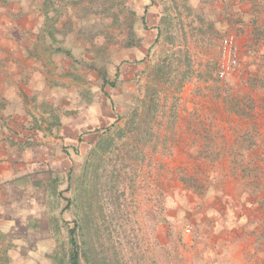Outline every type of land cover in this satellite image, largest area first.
<instances>
[{
  "label": "rangeland",
  "instance_id": "rangeland-1",
  "mask_svg": "<svg viewBox=\"0 0 264 264\" xmlns=\"http://www.w3.org/2000/svg\"><path fill=\"white\" fill-rule=\"evenodd\" d=\"M0 43V264L71 229L80 264H264V0H0Z\"/></svg>",
  "mask_w": 264,
  "mask_h": 264
},
{
  "label": "built area",
  "instance_id": "built-area-1",
  "mask_svg": "<svg viewBox=\"0 0 264 264\" xmlns=\"http://www.w3.org/2000/svg\"><path fill=\"white\" fill-rule=\"evenodd\" d=\"M221 62L217 72L220 79L227 76L229 71L236 65V47L234 45V37L226 36L220 43Z\"/></svg>",
  "mask_w": 264,
  "mask_h": 264
},
{
  "label": "trees",
  "instance_id": "trees-1",
  "mask_svg": "<svg viewBox=\"0 0 264 264\" xmlns=\"http://www.w3.org/2000/svg\"><path fill=\"white\" fill-rule=\"evenodd\" d=\"M46 13L47 12L45 11V14ZM46 16H47V14H46ZM104 83H106V81H104ZM259 185H260L259 186V188H260L259 191H261V189H264V182L259 184ZM260 205L264 206V198L260 200ZM69 246H70V251H69V257H68V263L69 264H80V256H79V251H78V242L76 241L74 229L69 230Z\"/></svg>",
  "mask_w": 264,
  "mask_h": 264
},
{
  "label": "crops",
  "instance_id": "crops-1",
  "mask_svg": "<svg viewBox=\"0 0 264 264\" xmlns=\"http://www.w3.org/2000/svg\"><path fill=\"white\" fill-rule=\"evenodd\" d=\"M3 33H4V36H7V37H5V41H7V42H8V39L10 38V37H8V35L11 36V35L14 34L13 32H10V31H4ZM11 38H12V37H11ZM0 47H2V46H1V43H0ZM0 51H1V48H0ZM3 59L5 60V57L0 55V62H2ZM2 85H3V83H2V84L0 83V87H1Z\"/></svg>",
  "mask_w": 264,
  "mask_h": 264
}]
</instances>
